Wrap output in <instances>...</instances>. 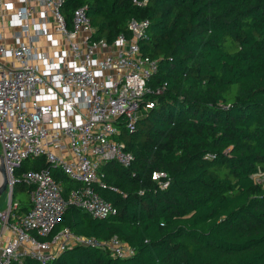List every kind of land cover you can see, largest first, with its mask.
<instances>
[{
	"label": "trees",
	"instance_id": "1",
	"mask_svg": "<svg viewBox=\"0 0 264 264\" xmlns=\"http://www.w3.org/2000/svg\"><path fill=\"white\" fill-rule=\"evenodd\" d=\"M82 6L94 37L110 42L130 34L131 18L148 20L139 42L159 59L155 105L134 128L121 122L131 165L100 166L96 188L117 213L95 217L70 204L55 228L117 236L133 254L80 245L48 264H264V0H63L62 11L71 21ZM43 167L65 196L78 185L44 156L28 158L16 171L17 212L31 206L22 173ZM154 171L167 173V186ZM21 192L28 201L16 199Z\"/></svg>",
	"mask_w": 264,
	"mask_h": 264
},
{
	"label": "built area",
	"instance_id": "2",
	"mask_svg": "<svg viewBox=\"0 0 264 264\" xmlns=\"http://www.w3.org/2000/svg\"><path fill=\"white\" fill-rule=\"evenodd\" d=\"M62 2L0 0V144L9 181L0 209V264H48L80 245L120 257L134 252L117 236L103 240L55 228L70 204L95 217L118 211L96 184H102L103 162L129 166L134 160L118 140L121 122L134 128L155 105L148 95L159 59L145 55L139 42L148 20L131 18L130 34L110 42L94 37L86 7L76 8L69 21ZM132 2L144 6L147 0ZM41 156L78 185L65 196L49 167L27 169L22 178L31 186V206L19 213L12 199L16 171ZM152 178L162 186L169 180L164 171Z\"/></svg>",
	"mask_w": 264,
	"mask_h": 264
},
{
	"label": "rangeland",
	"instance_id": "3",
	"mask_svg": "<svg viewBox=\"0 0 264 264\" xmlns=\"http://www.w3.org/2000/svg\"><path fill=\"white\" fill-rule=\"evenodd\" d=\"M2 157V146L0 144V158ZM258 182L259 183H264V176L258 177ZM28 196H30L28 194ZM28 196L26 195V193H17L16 194V199L20 200V199H24L25 201H28ZM8 202V193L7 191H4L1 195H0V209L5 208Z\"/></svg>",
	"mask_w": 264,
	"mask_h": 264
},
{
	"label": "water",
	"instance_id": "4",
	"mask_svg": "<svg viewBox=\"0 0 264 264\" xmlns=\"http://www.w3.org/2000/svg\"><path fill=\"white\" fill-rule=\"evenodd\" d=\"M8 175L3 162V158H0V195L7 190L8 187Z\"/></svg>",
	"mask_w": 264,
	"mask_h": 264
}]
</instances>
